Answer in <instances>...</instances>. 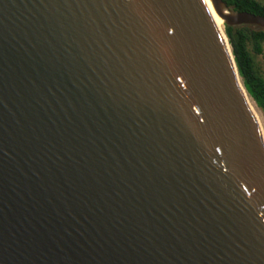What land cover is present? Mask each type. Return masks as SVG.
I'll return each mask as SVG.
<instances>
[{"label": "water", "instance_id": "1", "mask_svg": "<svg viewBox=\"0 0 264 264\" xmlns=\"http://www.w3.org/2000/svg\"><path fill=\"white\" fill-rule=\"evenodd\" d=\"M231 50L205 0H0V264H264Z\"/></svg>", "mask_w": 264, "mask_h": 264}, {"label": "trees", "instance_id": "2", "mask_svg": "<svg viewBox=\"0 0 264 264\" xmlns=\"http://www.w3.org/2000/svg\"><path fill=\"white\" fill-rule=\"evenodd\" d=\"M234 11H246L255 15L264 16V3L258 0H223ZM233 59L237 67L244 89L264 116V77L256 68L254 56L250 52L247 42H250L252 52L260 53L264 42V31L225 26ZM233 33L237 34L235 39Z\"/></svg>", "mask_w": 264, "mask_h": 264}, {"label": "rangeland", "instance_id": "3", "mask_svg": "<svg viewBox=\"0 0 264 264\" xmlns=\"http://www.w3.org/2000/svg\"><path fill=\"white\" fill-rule=\"evenodd\" d=\"M260 2H263L264 3V0H258ZM242 28H247V29H250L249 27L247 26H241ZM241 27H238V28H241ZM223 29H224V26H223ZM252 30V29H251ZM247 46L250 50V52L253 54L254 56V62H255V65H256V68H258L260 74L264 77V42L261 44V51L260 53H254L252 52V47H251V44L250 42H247ZM251 100V103L253 104L254 106V109H255V112H256V116L258 118V121L260 123V125L262 124L263 128H264V116L261 112V110L256 106V104L254 103V101L250 98ZM263 131V129H262ZM264 136V134H263Z\"/></svg>", "mask_w": 264, "mask_h": 264}, {"label": "bare ground", "instance_id": "4", "mask_svg": "<svg viewBox=\"0 0 264 264\" xmlns=\"http://www.w3.org/2000/svg\"><path fill=\"white\" fill-rule=\"evenodd\" d=\"M205 2H206V6H207V8H208V10H209V12H210V14H211V17H212V19H213L215 25L217 26V28H218L219 30L223 31V25H224L223 19H221V17L218 16V14H217V12H216L214 6H213L212 3H211V0H205ZM223 13H225V14H229V11H228L227 9H223ZM228 41H229V40H228ZM229 44H230V43H229ZM246 95H247V94H246ZM246 97H247V100L249 101V104H250L251 108H252L253 111L255 112L254 106H253V104L251 103V100H250L249 96L247 95ZM255 114H256V112H255ZM261 128L263 129V134H264V128H263L262 124H261Z\"/></svg>", "mask_w": 264, "mask_h": 264}]
</instances>
